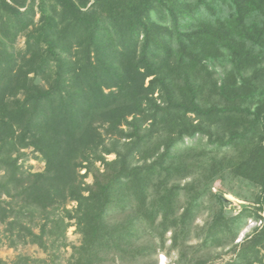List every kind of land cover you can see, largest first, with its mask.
<instances>
[{
  "label": "trees",
  "instance_id": "1",
  "mask_svg": "<svg viewBox=\"0 0 264 264\" xmlns=\"http://www.w3.org/2000/svg\"><path fill=\"white\" fill-rule=\"evenodd\" d=\"M263 213L264 0H0V264H264Z\"/></svg>",
  "mask_w": 264,
  "mask_h": 264
},
{
  "label": "rangeland",
  "instance_id": "2",
  "mask_svg": "<svg viewBox=\"0 0 264 264\" xmlns=\"http://www.w3.org/2000/svg\"><path fill=\"white\" fill-rule=\"evenodd\" d=\"M26 44V39L25 37H20L16 43V46L18 47V49L20 48H24ZM44 83V82H41ZM28 155H29V159L25 162L26 165H33L34 166V171H39L42 170L45 166L44 162L38 161L37 158H33L35 156H33V151L32 149H27L26 150ZM109 157H114V155H110ZM84 172V171H82ZM87 180L89 182H91L93 180L92 175H90ZM215 191H221L222 194L227 195L229 198L232 196L233 198V204H231L230 206H226L227 208H233V211L235 213H238L241 209H242V204L247 203L246 201H244L243 199H240L238 197H236L235 195L229 194V193H225L228 191L227 186L225 185V183H223L222 180H217L215 182ZM75 205L74 202L70 203L69 207L72 208ZM264 215V213H263ZM204 216H201L200 219L198 220V222H203L202 218ZM257 225H262L261 221H255L253 219H249L246 226L241 230L236 242H242L250 233L253 232V229L255 226ZM0 229H4L3 225H0ZM170 234H168L169 236ZM68 236H69V240L74 242V243H79L80 241V234L78 232H76V227L75 226H71L68 229ZM0 237L1 233H0ZM71 248H67V250H62L60 259L63 262H68L69 261V255L71 253ZM220 251V250H218ZM29 255L32 257H47V254L45 252L42 251V249H40L38 246L36 245H19L17 248L14 247H10L7 243V239H4V243L2 245H0V258L5 259L8 262H11L12 260H14L16 257H18V255ZM173 255L170 257L168 255H166L165 251H160L158 252L156 255L153 256V260L158 262V264H172V260L174 259V257H176L175 253H172ZM163 255L165 256V258H163ZM233 256L232 252H227V253H223L220 256H218L219 258L213 263V264H221L222 262H226L229 261L231 259V257ZM132 264V263H131ZM133 264H137V262H133ZM211 264V263H210Z\"/></svg>",
  "mask_w": 264,
  "mask_h": 264
},
{
  "label": "water",
  "instance_id": "3",
  "mask_svg": "<svg viewBox=\"0 0 264 264\" xmlns=\"http://www.w3.org/2000/svg\"><path fill=\"white\" fill-rule=\"evenodd\" d=\"M220 197L226 206H230L231 204H233V200L230 199L227 195L221 193Z\"/></svg>",
  "mask_w": 264,
  "mask_h": 264
},
{
  "label": "bare ground",
  "instance_id": "4",
  "mask_svg": "<svg viewBox=\"0 0 264 264\" xmlns=\"http://www.w3.org/2000/svg\"><path fill=\"white\" fill-rule=\"evenodd\" d=\"M232 198H233V197L231 196V197H230V199H232ZM233 199H234V198H233ZM233 199H232V200H233ZM163 258H165V256H164V255H163Z\"/></svg>",
  "mask_w": 264,
  "mask_h": 264
}]
</instances>
